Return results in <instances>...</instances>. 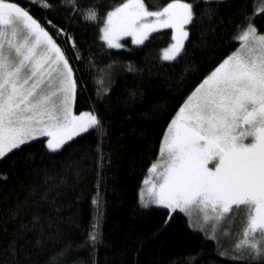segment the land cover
Returning a JSON list of instances; mask_svg holds the SVG:
<instances>
[{
	"label": "snow or ice",
	"instance_id": "obj_1",
	"mask_svg": "<svg viewBox=\"0 0 264 264\" xmlns=\"http://www.w3.org/2000/svg\"><path fill=\"white\" fill-rule=\"evenodd\" d=\"M214 2L222 0H169L150 10L145 0H122L102 17L93 9L82 19L97 24L107 49H123L125 38L142 46L154 33L170 30L160 60L181 65L170 96L176 104L169 109L165 99L154 105L160 109L158 118L170 120L159 140V156L148 168L141 205L165 209L168 220L183 214L188 227L215 241L218 256L230 264H264V31L254 16L241 13L231 36H224L231 19L220 17L211 7ZM201 3L205 7L198 16L195 8ZM40 7L52 11L55 6L44 2ZM59 7L79 10L76 0H60ZM259 14L264 16V0ZM193 30L200 39L190 50ZM61 38L71 42L70 49L61 46ZM218 46L225 50L218 52ZM197 49L209 57L203 68L196 60ZM69 50L83 59L66 29L50 20L41 22L21 0H0V161L41 138L48 151L60 152L91 130L98 133L97 151L102 152L108 129L96 109L76 111L79 84ZM128 71L138 75L143 70L129 65ZM126 91L121 101L126 108L143 100L139 87ZM98 99L103 101L102 96ZM74 171L79 178L78 165ZM51 179H45L43 193L29 186L22 197L25 185L20 182L12 198L0 196V264H88L79 256L88 249L94 258L102 243L98 198L93 199L97 216L86 238L49 252L50 243L60 238L59 222L43 211L55 188L48 183ZM236 218L238 238L225 247L218 226Z\"/></svg>",
	"mask_w": 264,
	"mask_h": 264
},
{
	"label": "trees",
	"instance_id": "obj_2",
	"mask_svg": "<svg viewBox=\"0 0 264 264\" xmlns=\"http://www.w3.org/2000/svg\"><path fill=\"white\" fill-rule=\"evenodd\" d=\"M21 2L25 7L30 6L32 14L41 22L50 20L74 35L83 56L78 60L72 51L67 52L79 84L76 111L96 109L108 135L100 145L102 152L97 151L100 141L94 130L90 135L77 137L60 152L48 151L46 141L41 142L43 139L22 146V152L0 161V196L12 198L20 182L25 185L22 197L30 190L29 186L43 193L45 179L53 178L48 183L55 188L49 193L43 211L59 222L60 238L50 243L49 252L55 251L59 244L75 245L86 238L97 216L93 199L98 198L102 243L97 245L94 258H90L91 249L79 252L88 264H189L190 259L193 264H230L218 256L215 241L188 227L183 214L168 220L165 209L141 205L143 179L159 156V140L166 121L170 120V116L158 118L156 113L160 109L154 105L165 99L169 109L176 104L170 96L174 95L181 65L160 60L161 51L170 43V30L154 33L142 46L133 45L127 39L123 49H107L99 38L97 24L85 22L82 16L94 9L102 17L122 0H76L79 10L75 12L59 7L60 0H35L32 5L27 0ZM44 2H51L54 9L40 7ZM167 2L145 0L150 10ZM259 4L260 0H222L219 4L212 3L211 7L220 17L231 19L223 30L224 36H231L242 18L241 13L254 16L256 26L264 31ZM204 7L202 3L196 6L198 16ZM190 39L191 50L200 39L199 33L193 30ZM58 42L66 50L70 49V41L61 38ZM228 43L227 39L223 41L224 46ZM224 46H218L217 51L223 52ZM196 51L197 63L203 68L209 57L199 55V49ZM129 65L143 71L138 75L129 72ZM136 87L143 92V100L138 99L135 107L126 108L121 102L127 98L126 90ZM110 103L112 110L107 108ZM16 160L21 162L13 165ZM77 165L79 178L74 171ZM4 176L9 177L6 182ZM239 228L240 222H237L233 233L237 235Z\"/></svg>",
	"mask_w": 264,
	"mask_h": 264
},
{
	"label": "rangeland",
	"instance_id": "obj_3",
	"mask_svg": "<svg viewBox=\"0 0 264 264\" xmlns=\"http://www.w3.org/2000/svg\"><path fill=\"white\" fill-rule=\"evenodd\" d=\"M129 40L130 43H131V38H125V40ZM125 40L122 41L125 43ZM132 44V43H131ZM162 52V51H161ZM161 55V53H160ZM41 139H44V138H41ZM148 178V173L147 175L144 177L143 179V184H142V188L140 190V193L141 191L145 188V185H144V180ZM155 206V205H154ZM237 222H240V220L238 218H236L235 220H232V219H226L225 221L221 222V224L218 226V236L220 237L221 239V242L223 243V245L225 247H230L232 242L234 240H236L238 238V236L233 233V229L234 227L236 226ZM209 228H210V225H209ZM227 232V233H230V235H228L227 237L224 236V233ZM202 234H204L203 232H201ZM211 234V232H209V235ZM205 235V234H204ZM236 235V236H235ZM216 243V242H215ZM216 246H217V243H216Z\"/></svg>",
	"mask_w": 264,
	"mask_h": 264
}]
</instances>
